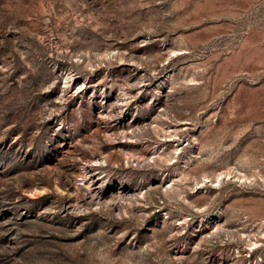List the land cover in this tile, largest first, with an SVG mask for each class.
I'll list each match as a JSON object with an SVG mask.
<instances>
[{"label": "rangeland", "instance_id": "obj_1", "mask_svg": "<svg viewBox=\"0 0 264 264\" xmlns=\"http://www.w3.org/2000/svg\"><path fill=\"white\" fill-rule=\"evenodd\" d=\"M0 264H264V0H0Z\"/></svg>", "mask_w": 264, "mask_h": 264}, {"label": "bare ground", "instance_id": "obj_2", "mask_svg": "<svg viewBox=\"0 0 264 264\" xmlns=\"http://www.w3.org/2000/svg\"><path fill=\"white\" fill-rule=\"evenodd\" d=\"M86 57H87V55L85 56V58H86ZM114 57H116V56L114 55ZM120 59H121V58H120ZM138 130H139L138 132H142V131H143L141 127H139ZM135 136H136V134L133 133V135H132V136H129V137H135ZM169 136H171V134H170ZM120 199H123L122 196H121V197L119 196L118 200H120ZM113 200L115 201V199H113ZM113 200H112V202H113ZM110 203H111V202H105L106 205H108V204H110ZM118 203H119V202L116 201V202H114V203H112V204H113V205H117Z\"/></svg>", "mask_w": 264, "mask_h": 264}]
</instances>
